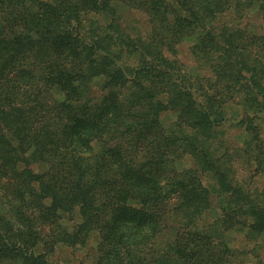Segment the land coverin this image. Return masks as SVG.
<instances>
[{"label": "trees", "instance_id": "16d2710c", "mask_svg": "<svg viewBox=\"0 0 264 264\" xmlns=\"http://www.w3.org/2000/svg\"><path fill=\"white\" fill-rule=\"evenodd\" d=\"M117 6L146 15L148 32H125ZM252 19L264 29V0H0V199L14 213L0 218V259L52 264L7 221L25 218L38 242L60 227L74 246L119 210L137 264H243L264 239V143L214 133L264 114ZM72 215L82 224L68 233Z\"/></svg>", "mask_w": 264, "mask_h": 264}, {"label": "rangeland", "instance_id": "374dc122", "mask_svg": "<svg viewBox=\"0 0 264 264\" xmlns=\"http://www.w3.org/2000/svg\"><path fill=\"white\" fill-rule=\"evenodd\" d=\"M127 9L129 8L122 6H117L116 8L118 14H123L120 20L123 30L132 36L144 35L147 33L148 19L146 15L137 10ZM248 19H251V17H248ZM251 24L255 32H264V29H262L263 27L257 20L252 19ZM185 48L186 47L182 46L179 47L180 50L178 51L177 57L181 62L186 64L188 68L192 62L190 61ZM192 70L193 68L191 69V67H189V72L194 73ZM98 86V82L94 84L95 88H98ZM229 105L231 108L227 110L224 109L226 113L230 114L231 112H237L243 114L244 108L239 106L238 109H234V107L237 106L235 103ZM254 110L255 109H250L248 119L244 118V120L247 119L246 123L226 122L222 128L216 129L214 133L215 136H218L220 140L234 147H240L244 142L246 145L251 144L248 149L255 147V145H262L264 143V114L259 112L255 114ZM160 120L167 125L175 120V113L172 112L171 114L164 115ZM246 126L249 128L247 131L244 129ZM93 147L96 150H100V147L94 145V143ZM247 159L248 158L245 157V160ZM192 166V162L188 156L177 162L179 170L189 169ZM39 168H41V166ZM251 174V172L242 170L238 172V177L244 178ZM259 178L260 181H264V175H261ZM212 203L216 206L218 201L212 199ZM94 204L95 206H104L101 201L98 200H96ZM1 206L2 201L0 199V218L3 216L8 218L11 216V213L14 214L11 211L8 215V213L2 210ZM104 207H108V205H105ZM113 213L114 212L106 214L104 220L96 225L100 227L106 226L104 228H94L87 233H82L79 229L81 234L74 246L71 245L70 240L69 242L67 241L69 238L63 231H61L60 227L54 229L56 237L53 241L51 239L49 241L38 242L37 239L34 237L32 238V236L39 231L33 226L29 227V222L25 218L14 223L7 221L4 226L6 229L12 228V230H8L12 233L18 230L17 227L22 229L29 235L31 239L30 242L35 246V251L44 254L52 264H137V260L131 254L120 249L121 243L119 242V234L117 233V229H119V210L115 212V215ZM20 222H22V226H19ZM79 224H82L80 216L72 215L70 216V219L66 220L64 228L68 233H71L74 229H77L76 225ZM112 228L116 230L112 231ZM46 232L45 228L44 233L42 234L43 239L47 238ZM238 244L244 248L253 246V243L251 242L249 244L245 243L240 236H238ZM0 264H26V261L17 252V254L15 253L12 257L0 259ZM243 264H264V239L257 241L254 245V251L245 257Z\"/></svg>", "mask_w": 264, "mask_h": 264}]
</instances>
